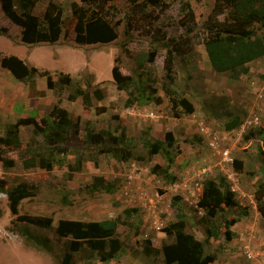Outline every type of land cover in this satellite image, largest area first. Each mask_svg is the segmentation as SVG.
Returning a JSON list of instances; mask_svg holds the SVG:
<instances>
[{"label": "rangeland", "instance_id": "374dc122", "mask_svg": "<svg viewBox=\"0 0 264 264\" xmlns=\"http://www.w3.org/2000/svg\"><path fill=\"white\" fill-rule=\"evenodd\" d=\"M58 1L63 3L65 13L64 31L60 40L55 44L33 46L22 42L20 27L5 16L0 6V28L5 26L9 30V36L0 35V55L18 56L40 70L51 71L52 74L58 71L69 73L78 85L86 86L87 80H91L92 91L101 88L104 99L99 101L94 98L93 106H86L81 97L76 101H70L68 94L71 89L64 88L58 91L49 89L46 78L42 76L37 78V90L43 94L35 96L28 85L21 86L14 82L16 79L13 75L0 64V93L5 96L3 99L5 98L6 109L12 110V105L15 104L14 110L18 113L23 112L22 100H29V104L40 111L41 116L37 118L40 120L50 112L53 105L60 103L74 118L81 117L80 135L78 139L74 138L72 141L77 146H80L81 140L85 138L87 126H93L97 130L114 129L120 120L128 117L130 119L128 124L126 123V128L130 136L140 138L147 132L155 139H164L166 133L171 131L180 150L171 167L176 179L174 182L167 181L162 175L153 173L154 166H165L166 161L160 154L150 158L142 146H138L137 155L145 159L131 160L124 164L111 156L101 155L99 164H95L93 160L84 161V168L81 171H71L64 165H56L51 171L40 167L26 169L18 151H10L9 156L16 159L17 165L11 169H4L0 164V178H6L9 186L24 180L38 185L37 193L21 202L20 214L52 216L55 221L52 228L13 222L15 216L9 208L8 197L0 192V207L3 210V216L0 217V264H61L70 238L57 235L56 227L59 220L68 218L104 220L110 217V213L125 219L127 217L125 209L138 210L136 206H128L133 202L124 192L131 177L133 179L136 177L137 184H133V189L129 187L128 190L141 188L161 199L159 206L164 212L159 214V219L163 223L162 230H165L173 219L176 220L177 208L173 202L174 198L180 197L177 202L183 203L179 192L173 191V184L183 183L187 179L193 181L199 174L217 180L221 177H241L243 182L240 184L241 188L248 194L243 196L245 200L237 207L236 213L229 215V218H234L246 210L248 212L241 218L243 224L236 225V231H232V239H227L226 229L221 226L220 238L211 240L209 252L216 255L215 261L211 264H264V217L258 211L255 201L256 183H251L253 177L264 179V134L249 136L252 130L264 129V96L259 97L261 93L264 95V70L255 67L257 70H254V73L239 76L214 70L198 30L189 33L187 26L183 25L186 19L184 0H165L162 7L150 6L148 13L153 17L140 18V21L134 22V28L130 27L133 11L128 1L116 0L113 2L115 8L110 9V18L114 23H119L118 39L107 44L82 45L76 42L75 19L71 9V3L75 0ZM187 1L195 11L198 28L202 32L201 25L214 7L215 0ZM47 2L48 0L39 2L33 12L41 15ZM164 36L167 39L176 38L178 41L185 39L190 42L191 49L185 56H178L176 60L174 67L176 84L173 83L171 86L176 92L174 96L186 97L194 104L193 113L188 114L182 107H178L177 116L169 97L162 89L163 85L168 83ZM262 61L264 63V59ZM114 66H117L124 75H133L155 87L162 101L151 102L145 106L139 104L127 106L128 93L117 87L113 77ZM250 67L254 68V64H250ZM4 90L6 92H3ZM98 108L105 110L98 112ZM152 113L154 115H151ZM34 114H37L36 111ZM235 114L242 117L243 123L239 128L228 131L225 128V121ZM254 114L261 117L258 125L247 122ZM8 120V117L0 119V135L5 134L7 124L17 122L18 118L15 122ZM86 121H91L92 125H87ZM202 126L223 138L224 144L232 150L234 161L240 160L244 163L242 171L238 172L234 163L233 165L221 163L220 158L211 154L207 139L201 134ZM20 132L23 147L30 143L37 145L38 141L42 140L40 136L34 137L33 126H21ZM76 158V155L70 154L68 162L74 164ZM97 175H103L113 183L116 192H90L87 185L93 183ZM247 180H250V183ZM252 199L255 204L251 202ZM238 201L241 202V199ZM189 211V224L191 227L196 226L195 231L200 235L199 238H204L205 224L202 222L204 211L194 205H190ZM136 214L137 212H134V221L126 218L134 223V226L127 223L119 227V235L125 243L121 261L108 264H138L143 258V264H164L159 256L148 260L143 254L145 239L141 236L139 238L140 234L136 233L135 228L144 226L141 234L149 228L145 227L142 215ZM24 228L34 235L48 238L51 251L27 241L20 234ZM189 230L191 231L190 228ZM155 233L156 231L152 234ZM157 240L156 244L161 245L159 238ZM247 250L254 253V258H248ZM74 260L75 264H99L98 256L87 248L77 252Z\"/></svg>", "mask_w": 264, "mask_h": 264}, {"label": "trees", "instance_id": "16d2710c", "mask_svg": "<svg viewBox=\"0 0 264 264\" xmlns=\"http://www.w3.org/2000/svg\"><path fill=\"white\" fill-rule=\"evenodd\" d=\"M43 0H0V6L5 16L21 29V40L24 44L33 46L38 44L57 43L64 31L65 13L63 3L58 0H48L45 10L41 15L33 11L37 4ZM71 3L72 15L75 19L76 42L82 44H107L119 37L118 25L110 18V9L116 0H80ZM133 11L130 27L134 28V22L140 18H151L148 8L162 7L165 0H127ZM186 10L183 25L187 26L189 33L198 30L202 36L209 60L214 70L220 73L230 72L235 76L249 74L250 64L257 59H264V0H215L214 7L201 25L202 32L198 28L196 14L189 1L184 0ZM7 27L0 28V35L9 36ZM156 37V36H155ZM163 41L167 50L165 57V69L167 84L162 89L169 97L170 103L178 116V107L190 114L195 111V106L186 97L174 96L172 88L175 83L174 67L178 56H185L191 49L190 42L185 39L176 40L169 38ZM125 48L126 47V44ZM128 50V49H126ZM152 58V57H151ZM1 66L8 70L18 81L29 86L33 95L43 94L37 90V78L45 77L47 87L58 91L64 88L71 89L68 94L70 101L82 98L86 106H93V99L102 101L104 93L101 88L92 91L93 83L87 80L86 86L78 85L71 74L58 71L52 74L49 70L39 68L25 62L15 55H0ZM113 77L117 87L128 93L127 106H145L151 102L160 103L161 97L158 90L133 75H124L117 66L113 68ZM176 84V83H175ZM105 110L98 108L97 111ZM117 118V117H116ZM92 125L91 121H86ZM243 119L238 114L230 116L225 121L228 131L239 128ZM81 117L74 118L70 111L60 103L53 105L48 114L37 120L35 115L18 119L15 123L6 125L4 135H0V164L4 169H11L17 165L16 159L9 156L10 151H18L24 168L40 167L51 171L56 165L67 166L71 171H81L84 161L93 160L99 164L101 155H108L120 162L145 159L137 155L138 146L146 149L148 156L162 155L166 161L165 166L156 165L152 171L160 174L167 181H175L176 177L171 172V167L180 153L179 145L173 132L166 133L164 139H155L149 133L134 137L127 134V128L120 120L117 128H103L97 130L91 126L86 128L81 145L77 146L72 141L78 139L81 132ZM21 126H33L34 137H42L37 145L27 144L23 147L21 138ZM264 134V129L252 130L249 136ZM203 136V135H202ZM248 136V138H249ZM141 140V141H140ZM72 147V148H71ZM77 156L74 164L68 162V156ZM88 155V156H87ZM149 158V160H150ZM235 169L240 172L244 163L235 160ZM90 192H116L113 183L103 175H97L93 183L87 185ZM38 191V185L29 181H21L9 186L6 178H0V192L8 197L9 208L15 216L13 222H24L43 228L54 226V217L32 214H20V205L24 199L34 196ZM180 197H175L176 220L169 223L164 230L167 239L163 240L161 247L154 246L152 239L147 238L143 242V254L148 260L161 257L164 264H211L216 255L209 252L212 239H219L221 231L219 227L226 229L227 239H232L231 227L241 221L247 210L239 217L229 218L235 214L240 203L236 193L231 189L226 177L220 180L204 177L203 192L198 201V206L203 209L205 224V236L199 238L196 234V226L191 227L188 222L190 213L184 211V207L178 204ZM255 201L258 211L264 217V179L256 182ZM235 210V211H234ZM137 209H125L126 218L132 219ZM3 210L0 207V217ZM122 216L106 218L104 220L60 219L56 227V233L62 238H70L67 243V251L61 264H75V254L87 248L92 254L97 255L99 264H107L118 259L124 249V241L119 235V227L122 224L134 223ZM137 228V227H136ZM137 234H141L144 226L138 227ZM191 229V231L189 230ZM27 241L34 245L51 251L48 238L34 235L28 229L20 231ZM171 239V241H168ZM150 258V259H149Z\"/></svg>", "mask_w": 264, "mask_h": 264}, {"label": "crops", "instance_id": "0c3cea01", "mask_svg": "<svg viewBox=\"0 0 264 264\" xmlns=\"http://www.w3.org/2000/svg\"><path fill=\"white\" fill-rule=\"evenodd\" d=\"M75 1H78V0H75ZM251 64H254V68L251 67V70H250L249 74L250 73H254V70H257L256 68H258V67H259V69L264 70V63L262 61V58L253 61ZM14 82H16L18 85H21V86H24L25 85L24 83L18 82L17 80H15ZM3 83L6 84L7 82H3ZM3 87L6 88V86H3ZM3 92H6V91L4 90ZM3 97H5V96L2 93H0V119H3L4 117H8V119H9L8 121H14L15 122V120L17 118L20 119V118L28 117V116H32V115H35L36 118H39L41 116V115H39L40 114V111L38 112L36 109H34V107H32L29 104V102H30L29 100H22V102L24 103V110H23V112H20V113L16 112V110H14L15 109V104L12 105V110L11 109L8 110V109H6L5 98L3 99ZM16 101H19V100H16ZM1 110H3V111H1ZM133 110H135V109L133 108ZM35 111H36L37 114H34ZM9 117H12V118H9ZM128 119H130V117H128L127 119L126 118L123 119V122H125V125H126V123L128 124ZM135 136H137V134H135ZM102 158H104V157H102ZM122 163L125 164V163H128V162H122ZM131 178H132L131 181L128 182V185L125 187V191H124L125 194H126V191H128V194H126L127 195L126 197L127 198H131V201L133 202L132 204L129 203L128 206L129 207H133V206L138 207V211H137V214L136 215H138V216L139 215H142L141 218L144 221L145 227L147 228V226H148V228H149L148 230L146 229L145 233L140 234L139 235V238H140V236L143 237L144 239L151 238L154 246L161 247V245H157L156 242H155V241H158L157 239L159 238V241H161V244H162V242L164 240L163 238L166 237L165 235H164V237H160V235H159V234H166V232L164 230H162V228H161L162 225H163V223L159 219V214L161 212H164V210L161 209V207L159 206V204H161L160 203V200L161 199L159 200L154 195H151L147 190H143L141 188H137V189H134V190H128L129 187L133 189V187H132L133 184L134 185L137 184L136 177H134V179H133V177H131ZM226 178H227V182H228L229 186L236 193V198L237 199H241V202L239 201V203L240 204H243L242 201L245 200V198L243 196L248 195V194L241 188V185L243 184L242 178L241 177H226ZM258 178L259 177H253L251 183L252 184H255L258 181ZM187 182L190 183L192 181H189L188 180ZM248 182L250 183V180ZM174 184H173V191H175ZM178 192H179L178 194L182 197L181 201L183 203L181 205H182V207H184V211L185 212L187 211V212L190 213L189 208H190V205L191 204L187 200V197L189 196V193L188 192H185L184 189L179 190ZM251 202L253 204H255L254 199H252ZM176 214H177V212H176ZM112 217H115V215L113 213H110V217L109 218H112ZM131 220H133V218ZM173 221H175V219H173L172 222ZM242 221L243 220L238 221L236 224H234L231 227V230L233 232L236 231V225L243 224ZM239 230H242V229L239 228ZM154 231H156V233L155 234H152ZM196 234H197L198 237L200 236L197 233V231H196ZM122 253H123V251H122ZM122 253L120 254V256H119L118 259L112 260L110 263L120 262L121 261L120 259H122ZM141 260H142V262L141 263H138V264H143L144 258L141 259ZM146 260H147V258H146Z\"/></svg>", "mask_w": 264, "mask_h": 264}, {"label": "built area", "instance_id": "2783aa9c", "mask_svg": "<svg viewBox=\"0 0 264 264\" xmlns=\"http://www.w3.org/2000/svg\"><path fill=\"white\" fill-rule=\"evenodd\" d=\"M263 96L264 95L262 93L259 95L260 98H262ZM151 115H154V113H152ZM260 121V115L254 114L251 115L250 119L247 122H249L250 124L258 125L260 124ZM200 130L201 134L203 136H206L208 149L210 150L211 154L215 157L220 158L221 163L233 165L234 158L232 157V150L224 144L223 138H220L216 134H212L205 126H202ZM203 181L204 177L199 174L198 177L190 183L187 181H184L183 183H175L174 189L175 191L184 189L185 192L189 193L187 200L190 202V204L203 210L198 206V201L203 192ZM126 194H128V191H126ZM246 253L248 258H254V253L251 250H247Z\"/></svg>", "mask_w": 264, "mask_h": 264}, {"label": "clouds", "instance_id": "9594fccd", "mask_svg": "<svg viewBox=\"0 0 264 264\" xmlns=\"http://www.w3.org/2000/svg\"><path fill=\"white\" fill-rule=\"evenodd\" d=\"M204 137H206V136H204ZM235 162V161H234Z\"/></svg>", "mask_w": 264, "mask_h": 264}, {"label": "bare ground", "instance_id": "6f19581e", "mask_svg": "<svg viewBox=\"0 0 264 264\" xmlns=\"http://www.w3.org/2000/svg\"><path fill=\"white\" fill-rule=\"evenodd\" d=\"M230 148V147H229ZM188 181V180H187Z\"/></svg>", "mask_w": 264, "mask_h": 264}]
</instances>
